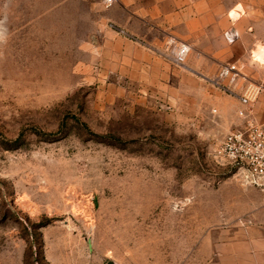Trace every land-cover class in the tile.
I'll list each match as a JSON object with an SVG mask.
<instances>
[{
  "label": "rangeland",
  "instance_id": "1",
  "mask_svg": "<svg viewBox=\"0 0 264 264\" xmlns=\"http://www.w3.org/2000/svg\"><path fill=\"white\" fill-rule=\"evenodd\" d=\"M108 12L0 0V264H188L209 233L264 211L218 154L241 93L213 83L239 63L264 87V26L254 54L224 39L205 76L192 52L160 90L102 64ZM255 110L264 121V92Z\"/></svg>",
  "mask_w": 264,
  "mask_h": 264
},
{
  "label": "crops",
  "instance_id": "2",
  "mask_svg": "<svg viewBox=\"0 0 264 264\" xmlns=\"http://www.w3.org/2000/svg\"><path fill=\"white\" fill-rule=\"evenodd\" d=\"M234 13L243 53L254 54L257 29L264 26V0H118L106 16L113 28L102 31L96 54L113 75L152 80L164 90L178 76V66L167 58L168 39L189 44L199 58L190 67L205 76L202 61L224 57L220 49ZM243 25L252 30L250 37ZM250 219L235 231L209 233L188 264H264V211Z\"/></svg>",
  "mask_w": 264,
  "mask_h": 264
},
{
  "label": "built area",
  "instance_id": "3",
  "mask_svg": "<svg viewBox=\"0 0 264 264\" xmlns=\"http://www.w3.org/2000/svg\"><path fill=\"white\" fill-rule=\"evenodd\" d=\"M103 7L110 9L118 0H100ZM233 22L237 20L230 17ZM225 41L232 45L240 39L238 30L234 27L224 33ZM167 58L176 66L184 67L192 54V47L170 38L166 47ZM245 67L239 63H229L222 66L213 83L222 84L240 91V109L238 110L240 125L231 130L223 139L219 157L236 167L246 186L264 192V121H262L255 105L264 92L262 85L251 81L245 74Z\"/></svg>",
  "mask_w": 264,
  "mask_h": 264
},
{
  "label": "bare ground",
  "instance_id": "4",
  "mask_svg": "<svg viewBox=\"0 0 264 264\" xmlns=\"http://www.w3.org/2000/svg\"><path fill=\"white\" fill-rule=\"evenodd\" d=\"M236 13H234V15H235ZM231 18H233V17H231ZM234 19V18H233ZM236 20V19H235Z\"/></svg>",
  "mask_w": 264,
  "mask_h": 264
}]
</instances>
